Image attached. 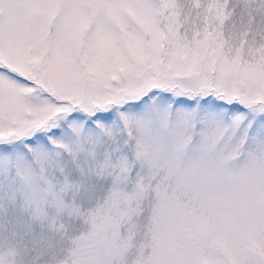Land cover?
Returning <instances> with one entry per match:
<instances>
[{
    "label": "snow or ice",
    "instance_id": "obj_1",
    "mask_svg": "<svg viewBox=\"0 0 264 264\" xmlns=\"http://www.w3.org/2000/svg\"><path fill=\"white\" fill-rule=\"evenodd\" d=\"M0 264H264V0H0Z\"/></svg>",
    "mask_w": 264,
    "mask_h": 264
}]
</instances>
